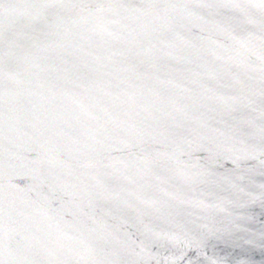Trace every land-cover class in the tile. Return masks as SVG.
I'll list each match as a JSON object with an SVG mask.
<instances>
[{"label":"water","instance_id":"water-1","mask_svg":"<svg viewBox=\"0 0 264 264\" xmlns=\"http://www.w3.org/2000/svg\"><path fill=\"white\" fill-rule=\"evenodd\" d=\"M0 264H264V0H0Z\"/></svg>","mask_w":264,"mask_h":264}]
</instances>
